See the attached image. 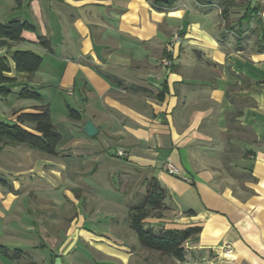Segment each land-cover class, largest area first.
Wrapping results in <instances>:
<instances>
[{"label": "crops", "instance_id": "0c3cea01", "mask_svg": "<svg viewBox=\"0 0 264 264\" xmlns=\"http://www.w3.org/2000/svg\"><path fill=\"white\" fill-rule=\"evenodd\" d=\"M13 20L28 27L0 45L15 78L0 119L47 104L62 139L55 156L0 148V264H139L131 206L155 183L165 209L146 225L201 227L173 264H264V51L251 24L226 26L218 0H0V22ZM15 50L39 54V69L17 71Z\"/></svg>", "mask_w": 264, "mask_h": 264}, {"label": "trees", "instance_id": "16d2710c", "mask_svg": "<svg viewBox=\"0 0 264 264\" xmlns=\"http://www.w3.org/2000/svg\"><path fill=\"white\" fill-rule=\"evenodd\" d=\"M202 3H212L213 0H198ZM256 5L252 6L251 1L247 3L245 13L238 19L241 24L239 30L243 32L242 24L244 21L250 24L253 16L263 10L261 0H255ZM153 7L164 10L174 7L176 0H151ZM237 5L236 0H223L222 16L229 21L230 9ZM261 31L257 36L256 42L260 45L258 50L264 51V19L259 18ZM28 24L20 20H13L9 23L0 22V45L10 46L12 42L23 40V31ZM45 41V40H44ZM46 45H48L45 42ZM16 70L29 74L35 73L42 62V57L30 50H15L12 53ZM11 70L10 61L6 56H0V93L8 95L11 89L6 86L7 82L14 81V77L6 75ZM20 97L41 99L42 96L36 90L23 88ZM34 111H16V121L8 122L0 119V148L4 145H26L37 149L45 154L55 156L58 154L57 146L62 139V133L55 126L50 107L38 105ZM70 116L73 119H82L80 112L70 108ZM166 199V188L155 183V188L147 192L139 202L131 206L130 225L136 231L140 243L151 250L159 251L168 256H173L179 260L185 258V240L201 231L200 226H191L184 230L166 229L156 231L152 226L146 225V219L153 213L165 209L164 200Z\"/></svg>", "mask_w": 264, "mask_h": 264}, {"label": "rangeland", "instance_id": "374dc122", "mask_svg": "<svg viewBox=\"0 0 264 264\" xmlns=\"http://www.w3.org/2000/svg\"><path fill=\"white\" fill-rule=\"evenodd\" d=\"M218 1H219V3L222 4L223 0H218ZM249 1H251L252 6L256 5V1L255 0H236L237 5L233 6L230 9V14H229V19L230 20L229 21L232 22L234 20V21L237 22L236 25H238L239 24L238 19L245 13L246 6H247V3ZM261 4L264 7V0H261ZM260 17L262 19H264V10H262L258 14V16H256V15L253 16L252 20L250 22V24L252 25V27H251L252 30L254 29V32H257L256 35H253L254 39L251 38V39H253L252 42H255V40H257V36L260 33V31H261V26L262 25L259 24V18ZM66 98H68V96H66ZM132 230H133V232L135 234L136 240H138V236H137L136 231L133 228H132ZM143 248H144V250L141 249L139 251L140 259L137 261L139 264H173L174 263V260L171 257L169 258L168 255H164V254L160 253L159 251L151 250V249H148L146 247H143ZM133 262L135 264L136 261H133Z\"/></svg>", "mask_w": 264, "mask_h": 264}, {"label": "built area", "instance_id": "2783aa9c", "mask_svg": "<svg viewBox=\"0 0 264 264\" xmlns=\"http://www.w3.org/2000/svg\"><path fill=\"white\" fill-rule=\"evenodd\" d=\"M173 39H174V42H178V40H179V35L176 34V35L174 36ZM170 50H171V54H173V45H172V47H170ZM161 62H162V64H164L165 66H171V62H172L171 55H166V56H164V57L161 59ZM117 152H118V154L121 155V156L127 154V152L124 151V150H122V149H119ZM166 169H167L170 173H172V174H180V169H179L174 163H172V162H168V163L166 164ZM229 251H230V250H229Z\"/></svg>", "mask_w": 264, "mask_h": 264}, {"label": "water", "instance_id": "95a60500", "mask_svg": "<svg viewBox=\"0 0 264 264\" xmlns=\"http://www.w3.org/2000/svg\"><path fill=\"white\" fill-rule=\"evenodd\" d=\"M83 131L87 134V135H89V136H94V135H96L97 133H98V131H99V128H98V126H96L90 119H87L86 121H85V124H84V126H83ZM55 264H63L62 263V260H61V258L60 257H57L56 258V262H55Z\"/></svg>", "mask_w": 264, "mask_h": 264}]
</instances>
